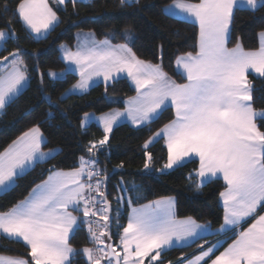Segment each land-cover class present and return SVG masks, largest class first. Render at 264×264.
Wrapping results in <instances>:
<instances>
[{
	"label": "snow or ice",
	"instance_id": "obj_1",
	"mask_svg": "<svg viewBox=\"0 0 264 264\" xmlns=\"http://www.w3.org/2000/svg\"><path fill=\"white\" fill-rule=\"evenodd\" d=\"M55 2L66 4V0ZM71 2L75 6L77 0ZM132 2L120 0L121 5ZM2 7L5 12L8 10V0H4ZM261 7L264 0H173L168 9L170 14L183 16L199 29L195 50L182 53L175 60L184 83L172 80L160 64L139 59L129 46V41L135 39L130 30H125V42L120 44H113L108 38L96 40L93 33H88L75 51L61 45L63 59L68 64L63 72L50 71L47 75L61 79L75 65L80 76L61 99L76 90L86 91L94 77H102L107 89L108 82L121 73H127L136 95L124 101V111L113 110L99 117L103 138L89 141L88 158L81 156L79 167L69 171L49 169L47 179L37 184L28 196L10 210L0 212V235L22 241L30 249L31 257L27 260L0 255V264H72L77 250L72 247L70 237L81 223L88 226V239L96 245L80 250L88 264H164L162 255L166 250L189 246L203 239L204 231L211 234L210 225L197 223L191 217L175 220V202L167 198L139 207H131L129 201L131 211L119 244L114 246L105 240V237L112 239V209L104 190L107 169L99 167V154L122 117L126 116L132 125L143 126L169 106L174 118L145 141L143 168L150 170L153 157L148 149L160 137L166 143L167 161L156 171L163 173L183 167L188 158L197 157L199 167L194 172L197 190L222 178L224 216L220 230L236 229V238L218 255L214 252L215 244L206 248L201 245L199 254L186 259L185 264L209 261L210 264H264V131L256 122L264 120V111L255 110L250 103L254 88L248 81L250 71L264 78V31L260 33L261 44L256 50L246 51L239 37L234 47H228L235 12L238 9L254 12ZM14 13L37 36L45 35L59 24L57 11L49 0H18ZM5 29L0 30V42L19 38L11 22ZM2 60L5 67L0 71V111L18 100L30 79L20 49ZM45 100L50 104L51 97ZM89 119L85 113L81 127ZM45 143L40 126L35 125L0 152V192L13 187L16 179L37 162L58 154L55 148L43 151ZM115 167L123 168L124 164ZM188 179H193V173H189ZM121 199L117 197V202ZM74 212H82L83 219ZM93 217H99L103 223ZM250 217L253 222L240 230L241 222Z\"/></svg>",
	"mask_w": 264,
	"mask_h": 264
},
{
	"label": "trees",
	"instance_id": "obj_2",
	"mask_svg": "<svg viewBox=\"0 0 264 264\" xmlns=\"http://www.w3.org/2000/svg\"><path fill=\"white\" fill-rule=\"evenodd\" d=\"M173 0H135L129 5H121L120 0H77L73 6L71 0L65 5H57L50 0L57 11L59 24L46 36L35 37L14 13L18 0H8L9 8L3 10L4 0H0V29L11 22L18 39L11 38L0 49V61L16 49L28 66L30 77L28 85L18 100L0 113V152L4 151L16 138L39 125L46 143L43 149H58L54 158L37 162L26 174L17 178L13 187L0 193V211H8L24 199L29 192L47 174L45 169L54 165L57 169H71L79 166V158H88L89 141L103 138V129L97 123L81 127L85 113L103 114L125 107L124 101L136 94L135 87L126 77L92 85L83 93H72L61 99L77 80L74 72L64 73L63 78L53 79L47 75L50 71L63 72L66 64L60 54V46L74 47L76 34L81 30L93 31L98 39L108 38L114 43L125 42L123 34L131 29L134 41L129 45L141 60L160 64L167 75L177 83L185 79L175 68L177 56L194 51L198 37V26L190 21L168 15L164 8ZM197 2L198 0H190ZM264 31V7L257 11L238 9L232 25V38L229 47L235 46L237 37L246 50L259 46V33ZM43 74V83H41ZM248 81L254 88L252 105L256 110H264V78L248 73ZM45 97H51L50 104ZM34 109V110H33ZM174 117L169 106L158 118L143 126H133L128 122L117 124L110 134L109 143L99 154V167L107 169L104 190L111 204V240L118 244L119 234L126 223L131 205L144 203L160 197L173 196L176 199V216L194 219L217 228L223 220V208L220 204V192L224 183L215 179L197 190V178L194 175L198 162L191 160L183 167L157 173L167 159V149L160 139L149 146L152 154V171L143 168L145 141L164 124ZM258 127L264 131V120L257 119ZM123 162V168L115 166ZM189 173L193 179L189 180ZM117 197H121L117 202ZM119 210V219L115 210ZM119 225V227H118ZM70 243L77 250L72 264H88L80 251L92 245L88 239L86 224L81 223L70 237ZM197 243L188 247H173L166 250L162 259L164 264L177 261L192 250ZM30 249L22 241L6 239L0 235V254L21 256L31 260ZM177 263V262H176ZM175 263V264H176Z\"/></svg>",
	"mask_w": 264,
	"mask_h": 264
},
{
	"label": "crops",
	"instance_id": "obj_3",
	"mask_svg": "<svg viewBox=\"0 0 264 264\" xmlns=\"http://www.w3.org/2000/svg\"><path fill=\"white\" fill-rule=\"evenodd\" d=\"M53 1H55V0H53ZM190 2H192V1H190ZM198 2V1H197ZM49 4H50V6L52 7V5H51V3H50V0H49ZM173 4V1L172 2H170V3H168L166 6H165V8H164V11L168 14V15H170V16H173V15H171L170 14V11L168 10L169 9V6L170 5H172ZM54 9V8H53ZM55 10V9H54ZM172 11H178V10H172ZM58 15V14H57ZM173 17H177V18H180V19H184V20H186L183 16H180V15H176V16H173ZM187 21H189V20H187ZM23 22V21H22ZM190 22H192V21H190ZM194 23V22H193ZM24 24V23H23ZM24 26L26 27V29H27V26L24 24ZM198 26V25H197ZM0 30H6V29H0ZM29 32H30V30L29 29H27ZM51 31V30H50ZM49 31V32H50ZM198 31H199V29H198ZM48 32V33H49ZM79 32V31H78ZM78 32H77V34H78ZM31 33V32H30ZM48 33H46L45 35H42V36H37L36 34H34V33H31L33 36H35V37H37V38H39V37H44V36H46ZM261 33V32H260ZM260 33H259V46H258V48L260 47V44H261V37H260ZM76 34V43H75V45H74V47H70V46H66L67 48H69L70 50H72V51H75L76 50V47H77V45H78V43H79V41L80 40H82V39H84V38H86V33H80L79 35H77ZM94 38L96 39V40H103V39H98L97 37H96V35H94ZM105 39V38H104ZM112 42V41H111ZM130 42V41H129ZM3 43L4 42H0V45H3ZM113 44H120V43H114V42H112ZM122 43H124V42H122ZM62 45H64V44H62ZM66 45V44H65ZM130 46V45H129ZM1 47L2 46H0V49H1ZM229 47V46H228ZM232 47H234V46H232ZM258 48H256V49H258ZM256 49H254V50H256ZM246 50V49H245ZM247 51V50H246ZM60 54H61V56H62V58H63V50L61 49V46H60ZM140 59V58H139ZM64 60V59H63ZM176 60V59H175ZM64 62H65V64L67 65L68 64V62L67 61H65L64 60ZM147 62V61H146ZM153 64V63H152ZM175 64V68H176V70H177V67H176V63H174ZM4 67H5V64H4V62H3V60H1L0 61V71H3V69H4ZM71 72H74V73H76L77 75H78V78H79V73L78 72H76L75 71V65H71ZM164 71V70H163ZM182 71V70H181ZM52 72H54V71H52ZM251 72V71H250ZM249 72V73H250ZM56 73V72H55ZM251 73H254V72H251ZM57 74H58V72H57ZM254 74H257V73H254ZM120 77H126L130 82H131V80L128 78V76H127V74H119L118 75V77L117 78H120ZM116 78V79H117ZM94 79H99L98 80V82L96 81L95 82V84L96 83H99V82H104L103 81V78L102 77H96V78H94ZM172 79V78H171ZM173 80V79H172ZM110 82V81H109ZM185 82V81H184ZM184 82H181V83H184ZM105 83V82H104ZM131 84H132V82H131ZM28 85V84H27ZM26 85V86H27ZM133 85V84H132ZM134 86V85H133ZM72 87V86H71ZM70 87V88H71ZM26 88V87H25ZM69 88V89H70ZM136 95V94H135ZM134 95V96H135ZM131 97H133V96H131ZM128 99V98H127ZM126 99V100H127ZM250 103L252 104V101H250ZM253 106V105H252ZM255 109V108H254ZM256 110V109H255ZM257 111H264V110H257ZM110 112H112V111H110ZM109 113V112H108ZM105 114V113H104ZM103 115V114H102ZM174 118V117H173ZM94 119H96V118H94ZM171 121V120H170ZM169 121V122H170ZM122 122H128L129 124H131V122L126 118L124 121H122ZM169 122H167V123H169ZM95 123H97L96 121H95ZM121 123V122H120ZM166 123V124H167ZM98 124V123H97ZM119 124V123H118ZM98 125H100V127L103 129V127H102V125L101 124H98ZM117 125V124H116ZM115 125V126H116ZM132 125V124H131ZM165 125V124H164ZM163 125V126H164ZM114 126V127H115ZM133 126H136V125H133ZM162 126V127H163ZM162 127H160L157 131H159ZM156 131V132H157ZM42 132V131H41ZM155 132V133H156ZM154 133V134H155ZM154 134L151 136V137H153L154 136ZM21 136V135H20ZM19 136V137H20ZM150 137V138H151ZM17 139V138H16ZM15 139V140H16ZM162 140L163 142H164V145H165V147H166V143H165V140L162 138V137H160V138H156L155 140H154V142H156L157 140ZM153 142V143H154ZM153 143H151L150 145H152ZM166 149H167V147H166ZM48 150H50V149H48ZM48 150H45V149H43V151H45V152H47ZM86 158V157H85ZM191 160H196L197 162H198V167H199V160H198V158L197 157H191V158H188V161H191ZM166 161H167V159H166ZM166 161H165V163H166ZM77 167H79V166H77ZM77 167H75V168H77ZM162 168V167H161ZM72 169H74V168H71V169H66V170H64V169H57V168H55V170H63V171H69V170H72ZM153 170V167L151 166V168H150V170L149 171H152ZM170 170H172V169H169V170H166L165 172H167V171H170ZM157 173H162V172H159V171H157ZM48 175H49V172H48V174H47V177H48ZM47 177L45 178V179H47ZM44 179V180H45ZM43 180V181H44ZM219 180H221L223 183H224V181H223V179L222 178H219ZM43 181H41V182H43ZM40 182V183H41ZM40 183H38V184H40ZM224 189H225V184H224V188L222 189V191L221 192H223L224 191ZM220 192V193H221ZM1 193V192H0ZM28 196V195H27ZM167 198H172L173 200H174V209H173V211H174V218H175V220H177V221H182V220H185L186 218H188V217H178V216H176V199H175V197H173V196H165V197H160V198H157V199H154V200H151V201H147V202H144V203H140V204H135V205H131V207H139V206H141V205H143V204H147V203H149V202H153V201H156V200H160V199H167ZM219 199H220V204L222 205V208H223V216H224V204H223V199H222V197H221V195L219 196ZM23 200V199H22ZM20 202V201H19ZM18 202V203H19ZM17 204V203H16ZM13 207V206H12ZM11 207V208H12ZM10 208V209H11ZM9 209V210H10ZM131 211V208H129V211H128V213H127V219H126V223H125V225L124 226H126L127 225V220H128V215H129V212ZM1 212V211H0ZM74 215H77V216H79L81 219H83V214H82V212H80V213H76V212H74L73 213ZM192 219H194L193 217H191ZM194 220H196V219H194ZM197 221V223H200V224H206V223H203V222H200V221H198V220H196ZM253 222V218H246L244 221H242L241 222V225H240V230H243V229H246L247 227H249V225L251 224ZM103 222L101 221V224H102ZM222 223H223V220H222ZM221 223V224H222ZM206 225H208V224H206ZM87 226V225H86ZM88 227V226H87ZM210 232H211V234H209V231H204V232H202L201 233V236L203 237V239H197L196 241H195V243H197V246L195 247V248H193L192 250H190L189 252H186V253H184V254H182L179 258H178V260L177 261H174V262H172V264H175L176 262V264H185V260L186 259H191L194 255H198L199 254V252H200V246L201 245H204L205 246V248L206 247H211L213 244H215L216 245V248L214 249V252H215V254H219V252L220 251H223V249L224 248H226L230 243H232V241L236 238V229H234V228H228V229H225V230H223V231H221L220 230V226H218L217 228H212L211 226H210ZM122 234V230H121V232H120V234H119V237H120V235ZM105 240H106V242L108 243V240H107V237H105ZM195 243H190V245L189 246H191V245H194ZM118 244H119V239H118ZM93 245V246H92ZM92 247H89V248H95L96 246L92 243ZM174 247H188V246H184V245H180V246H174ZM84 248V247H83ZM173 248V247H172ZM171 249V248H170ZM118 251H119V249H117ZM0 255H3V256H10V257H21V256H13V255H8V254H0ZM84 255V254H83ZM85 257V256H84ZM21 258H24V257H21ZM213 258H214V256H213ZM24 259H26V258H24ZM85 259H86V261H87V258L85 257ZM206 260H207V258H205ZM166 264H168V263H166ZM208 264H210V261L208 262Z\"/></svg>",
	"mask_w": 264,
	"mask_h": 264
},
{
	"label": "rangeland",
	"instance_id": "obj_4",
	"mask_svg": "<svg viewBox=\"0 0 264 264\" xmlns=\"http://www.w3.org/2000/svg\"><path fill=\"white\" fill-rule=\"evenodd\" d=\"M127 30H130L131 31V33H132V35H134V33H133V31L131 30V29H127ZM80 33H86V35L88 34V33H93L94 35H95V33L93 32V31H90V30H81V31H79L78 32V34L77 35H79ZM64 46H67V45H65L64 44ZM57 73V72H56ZM59 73H61V72H58V74ZM122 74H127V73H122ZM94 78H96V77H94ZM93 78V81H91L90 82V84H91V86L92 85H94L95 84V82L97 81L98 82V80L99 79H94ZM80 79V76H79V78H78V80ZM77 80V81H78ZM77 81L74 83V84H76L77 83ZM132 82V81H131ZM73 84V85H74ZM133 84V83H132ZM134 85V84H133ZM90 86V87H91ZM134 87H135V85H134ZM89 89V88H88ZM87 89V90H88ZM85 92V91H84ZM74 93H83V92H80L79 90H76ZM124 109H125V107L124 108H122V109H115V110H117V111H124ZM0 113H1V111H0ZM88 114H89V117H90V119L86 122V125L84 126V128L85 127H87V126H89L91 123H95V121L98 123V124H100V122H99V117H101V116H103L104 115V113H103V115L102 114H96V113H94V112H88ZM83 118H84V116H83ZM82 118V119H83ZM94 118H96V119H94ZM127 117L125 116V117H122L119 121H118V123H120V122H122V121H124L125 119H126ZM117 123V124H118ZM146 170V169H145ZM146 171H149V170H146ZM116 211V214H118L119 213V210H115ZM102 221V220H101ZM103 222V221H102ZM93 246V245H92ZM91 245H87V246H85V247H92Z\"/></svg>",
	"mask_w": 264,
	"mask_h": 264
},
{
	"label": "water",
	"instance_id": "obj_5",
	"mask_svg": "<svg viewBox=\"0 0 264 264\" xmlns=\"http://www.w3.org/2000/svg\"><path fill=\"white\" fill-rule=\"evenodd\" d=\"M55 169V166L54 165H51V166H49V167H47L46 169H45V171H44V173L45 174H47L48 172H49V169ZM112 244V243H111Z\"/></svg>",
	"mask_w": 264,
	"mask_h": 264
},
{
	"label": "built area",
	"instance_id": "obj_6",
	"mask_svg": "<svg viewBox=\"0 0 264 264\" xmlns=\"http://www.w3.org/2000/svg\"><path fill=\"white\" fill-rule=\"evenodd\" d=\"M93 220H97V221H99V223H101V220L99 219V217H93L92 218ZM95 245V244H94ZM96 246V245H95Z\"/></svg>",
	"mask_w": 264,
	"mask_h": 264
}]
</instances>
